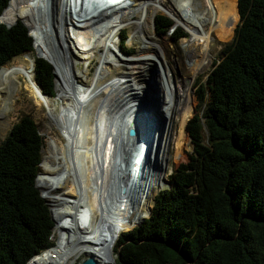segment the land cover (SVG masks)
Masks as SVG:
<instances>
[{"label": "bare ground", "instance_id": "obj_1", "mask_svg": "<svg viewBox=\"0 0 264 264\" xmlns=\"http://www.w3.org/2000/svg\"><path fill=\"white\" fill-rule=\"evenodd\" d=\"M136 1L98 0V4L93 5L94 0H10L0 15L2 25L11 27L20 21L27 27L33 38L34 55L53 66L57 76L56 96L51 99L34 84L33 60L27 55L24 56L26 66L11 65L0 69L1 77H22L25 90L28 89L36 105L50 110L48 128L43 136L40 135L35 184L55 223L53 231L57 235V251L65 258L63 264H71L68 260L78 255L92 257L98 264H107L112 260L111 250L118 235L149 217L152 200H147L165 185V179H161L164 167L171 165L170 176L180 177L185 163L183 150L189 139L187 122L194 102V78L211 61L212 43L231 39L239 20L238 0H173L174 4L169 6H164L163 0H144L145 3L135 8ZM148 8H152L153 13L163 9L175 25L183 27L187 33L179 41L180 52L186 55V60L181 61L178 56V64L187 77L178 89L166 65V44L154 41L155 44H150L143 39L135 56L118 58L122 71L117 72L109 83H104L101 65L116 66L113 59L117 60V55L113 51L117 31L137 12H140L137 32L147 30L148 16L144 9ZM67 31H70V37ZM72 48L84 61L90 59L87 55L99 54V66L89 87L84 88L85 84H81L77 89L74 86L80 79L72 68V63L77 64V61L71 62L69 57ZM151 64L159 67L154 79L159 84L165 122L163 125L155 123L153 133L150 130L142 134L143 120H139L136 127L138 116L135 113L141 107L143 96L137 95H145L148 89L136 81ZM98 99L101 102L94 115L93 144L86 148L83 136L88 133L87 129L75 127L74 123L80 113H85L81 108H93ZM86 115L83 119L89 123ZM111 118L117 123L114 133L109 128ZM128 131L145 135L143 145L148 143L134 157V169L129 178V150L136 148L138 138L129 135ZM50 133H55V137ZM169 145L173 149L170 158L167 156ZM126 148L129 149L126 151ZM144 150L151 152L149 163L145 162L147 153H143ZM78 153L81 160L75 163ZM154 153L156 162L153 161ZM86 163L90 170L87 177L92 195L90 204L81 196L84 188L79 185L74 171L75 167L85 169ZM115 172L117 178L113 189L110 181ZM105 197L110 201L106 206L103 204Z\"/></svg>", "mask_w": 264, "mask_h": 264}, {"label": "trees", "instance_id": "obj_2", "mask_svg": "<svg viewBox=\"0 0 264 264\" xmlns=\"http://www.w3.org/2000/svg\"><path fill=\"white\" fill-rule=\"evenodd\" d=\"M9 1L0 0V15ZM238 7L233 42L196 94L188 163L149 217L119 236L115 264H264V0ZM170 26L155 19L156 32ZM31 51L24 25L0 24V69ZM33 80L53 96L42 59ZM40 145L26 116L0 140V264H25L49 246L53 221L34 187Z\"/></svg>", "mask_w": 264, "mask_h": 264}, {"label": "rangeland", "instance_id": "obj_3", "mask_svg": "<svg viewBox=\"0 0 264 264\" xmlns=\"http://www.w3.org/2000/svg\"><path fill=\"white\" fill-rule=\"evenodd\" d=\"M146 1H148V0H146ZM50 2H52V0H50ZM145 2H144V0H142V2H140L139 0L136 1L135 2V4H136L135 8L140 7V3H145ZM93 4L96 5L95 1L93 2ZM169 4L173 5L174 4L173 0H163L164 6H169ZM144 10L147 11L146 15L148 16V24H147L148 28H147V30H141V32H139V33L137 32L136 26H137V21L139 19V15H140V12L139 13L137 12V14L134 15L131 19H128L126 22H124L121 25L120 30L117 31L115 39H114L115 40V47H114V51H113L117 55V56H115L117 58V60L113 59L114 60L113 62H115L114 64L116 66L110 65V64L109 65H101V68L103 69V71L105 73L104 83H109V81H111V79L113 78V76L117 72L122 71L120 66H118V64H119L118 58H119V60L122 59V57L120 58L121 55L124 57L135 56L138 53V47L142 44V41L144 39L146 42H148L150 44H155L154 42H157L160 44H166L165 46L168 47L166 57H165L166 65L168 67V70H170V72L172 74L171 78L173 79L175 86H177L179 89L180 84H182L183 79L185 77H187L186 75H184L185 72H183L181 70V68L178 64V56L181 59V61L186 60V55L182 54L180 52L179 41L182 40L187 35V33L185 32L183 27L176 26L174 21L172 19H170V17H168L165 14V11L163 9H161L157 13H153L152 8L150 10H149V8L144 9ZM159 17H163V18H165L171 22V26L165 32H164V30H160V31H158L160 33H158L155 30L156 29L155 28V19L159 18ZM17 22H20V21H16V23ZM238 22H239V20H238ZM20 23L22 25H24L22 22H20ZM25 28L27 29L26 26H25ZM27 31H28V29H27ZM67 34L69 35V37L71 36L70 31H67ZM30 37L32 38V36H30ZM233 39H234V31H233L231 39H229L228 41L221 42V43L220 42L219 43L218 42L212 43L211 49H210V56L212 59L202 71L197 73V75L194 78V82L192 84V90H193L192 95H193V101L194 102H193V107H192V114H191V117L189 118V120L196 114V111H197V108H196L197 107V96H196V94L200 93L199 90H202V91L205 90L204 88L206 86L208 76L210 75V73L214 69V66L217 65V63L219 62V59L222 58L223 51L231 45V43L233 42ZM64 44H65L64 47L67 48L65 42H64ZM66 53L69 55L67 50H66ZM72 53H73L74 57L71 56ZM26 55H27V58H29V60H33V59L37 58L34 55V52L31 51L30 53H27V54H24L22 56L14 58L9 63L5 64L1 69H4V68L7 69L11 65H25L26 66L27 62H25V60H24L25 59L24 56H26ZM71 55H69L71 62H72V60L77 61V64L72 63V65H73L72 68L75 71V73L77 72V74L79 75L78 77L80 79L74 84L75 88H77V89L81 88L80 87V86H82L81 84H83V85L85 84L84 86H82L84 88L89 87L94 82L95 70L99 66V54L93 53L90 56L87 55V57L90 58L89 59L90 62H88L89 60L84 61L82 59L81 55L78 54V52L74 48H72ZM162 66H164V64H162ZM51 68H52V74L54 77V80H53V83H54L53 96H47V95H44V93H43V95L45 97L54 99L56 96V88H57L56 85L58 84V82L56 79L57 76L55 75L53 66H51ZM158 69H159L158 66L155 67L154 65L151 64L149 67H147L144 75L137 79L136 83L140 86H144L145 88L146 87L149 88V86H147V83L149 84V82L152 79H154V77L156 76V73H157L156 70H158ZM32 72H33V67H32ZM32 78H33V76H32ZM33 82H34V80H33ZM15 87H17L16 91H15ZM36 87L39 90H41L37 85H36ZM25 89H26L25 88V81L22 77H17V76L1 77L0 76V140H3L8 135L12 126L14 124H16L22 117H25V116L29 117L32 120V122L34 123V125L37 128L39 135L43 136V134H45L44 131L48 128L49 121L47 118V114H50V110L44 109L43 107L36 105L35 101L31 97V95L29 94L28 89L27 90H25ZM143 94L138 93L137 97L138 96L142 97ZM99 102H101L100 99H98L97 103L92 105L93 108L86 107V106L82 107L81 111H85V113H80L79 118L75 119V121L77 120V122L74 123L75 127L76 126H80V127L82 126L85 129H87L88 133L83 136V142H84L83 146L86 148L92 147V144H93L92 140H91V138L93 137L92 128H93V124H94V115L97 113V110H98V107L100 104ZM90 105H87V106H90ZM51 109L53 111L55 110L53 108H51ZM85 115L88 118V120L90 121L89 123H86V121L83 119V117ZM117 116L118 115H115L114 117H117ZM189 120H188V122H189ZM188 122H187V124H188ZM158 123L160 125H162V123L160 121H158ZM109 128H110L111 133L115 132V130L117 128V123H115V119L111 118V124H110ZM50 134L52 137H55L54 136L55 133L54 134L50 133ZM134 136L136 138L138 137V135H136L135 132H134ZM188 137H189V135H188ZM203 137H204V135H203ZM173 138H174V136L172 137L171 142H172ZM61 141H62V139L60 140V143H61ZM127 149H129V148H126V151H127ZM192 149H193V146L191 144V139L189 137L188 143H187L185 149L183 150L185 152V157H184L185 163L183 162L184 164L188 163V156L192 153ZM172 153H173V149H171V147L169 145L168 152H167L168 158L171 157ZM79 159L81 160V154L78 153V155L75 156V163L78 162ZM84 167H85V169L75 167L74 171H75V175L79 178L78 179L79 185H83V188H84L83 190L81 189L82 190L81 196L83 198L85 197L86 202L88 204H90L92 202V195H91V191H90V180L87 179V177L90 176V170H89V165L87 163H86V166H84ZM171 169H172L171 165H169L167 168L164 167L163 174H162L163 177L161 179H165V185H163V188L160 189L152 197V199L149 197L147 200L148 202H149V200H152V204H153V199L159 193L169 191L174 186V183L172 182V177L170 176V170ZM85 174H86V178H84ZM116 178H117V175L115 172L114 179H111V181H110V182H112L110 184V186L113 189L115 188L114 184L116 183V181H115ZM119 185H120V183H119ZM77 198H79V196H77ZM80 200H82V199H80ZM45 204H46V202H45ZM103 204H104V206L110 204L109 197H105V201H103ZM152 204H151V208H152ZM91 213H93L92 210H91ZM137 226L138 225L132 227L131 229H133ZM131 229L125 230L122 233H125L126 231H129ZM119 235H121V234H119ZM119 235L116 238V241L112 246V250H111L112 251L111 252L112 253L111 259L112 260L109 261L107 264H115L116 254L114 253V250H115L114 248H115V244L119 238ZM53 242L55 244L57 243V235L56 234H54V236H53ZM86 258H87V256H85V255H79L78 260L82 261ZM74 262L75 261H72V264H76V262L75 263Z\"/></svg>", "mask_w": 264, "mask_h": 264}, {"label": "water", "instance_id": "obj_4", "mask_svg": "<svg viewBox=\"0 0 264 264\" xmlns=\"http://www.w3.org/2000/svg\"><path fill=\"white\" fill-rule=\"evenodd\" d=\"M6 27L10 28V26H6ZM147 86H149V88H147L148 89L147 93L145 95H143V97L141 99L142 100L140 102L141 107L138 109V111L136 110L137 112L135 113V115L138 116V118H135L136 127L138 125V121L143 120L141 123L142 127H140L141 125L139 126L140 129L142 130V131H140L142 134H143V132L145 133L146 131H150V130H152V133H153L155 123L160 121L163 125L165 122L164 116L161 112V98H160L161 95H160L159 84L157 83V81L155 79H152L149 82V84L147 83ZM140 122H139V124H140ZM128 133H129V135H132V137H135L134 133H132V131H128ZM136 135H138V134H136ZM137 138L138 139L136 142V148L129 150L131 152V158L129 160V170L127 173L128 178L131 177L132 171L134 169V164H132L134 157H136V155L141 153L143 150V147H145L148 144L147 142H145V145H143V142L145 141V135L141 136V134H140V135H138ZM145 151L147 153L145 156V162L149 163L150 162V155L149 154L151 152H150V150H144L143 153H145ZM153 159H154L153 161L156 162L157 158H156L155 153L153 155ZM130 164H131V167H130ZM35 181H36V179H35ZM34 187H35V189H37L36 184ZM37 193L39 194L38 190H37ZM39 196H41V195L39 194ZM51 219H52V216H51ZM52 221H53V219H52ZM79 264H98V263H97V261L94 260V258L88 257V258L84 259L82 262H80Z\"/></svg>", "mask_w": 264, "mask_h": 264}, {"label": "built area", "instance_id": "obj_5", "mask_svg": "<svg viewBox=\"0 0 264 264\" xmlns=\"http://www.w3.org/2000/svg\"><path fill=\"white\" fill-rule=\"evenodd\" d=\"M59 245L56 243L54 247H52L47 252L43 253L39 257L34 258L28 264H63L65 258L62 253L57 251Z\"/></svg>", "mask_w": 264, "mask_h": 264}, {"label": "clouds", "instance_id": "obj_6", "mask_svg": "<svg viewBox=\"0 0 264 264\" xmlns=\"http://www.w3.org/2000/svg\"><path fill=\"white\" fill-rule=\"evenodd\" d=\"M95 1V4L97 5V3H98V0H94ZM94 5V4H93ZM28 35H29V33H28ZM29 37H30V35H29ZM31 38V37H30ZM32 39V38H31ZM32 50H33V39H32ZM36 59H38V58H36ZM39 59H41V58H39ZM34 60V59H33ZM43 60V59H42ZM132 163V162H131ZM132 164H134V160H133V163ZM130 167H131V164H130ZM132 173H133V171H132ZM35 179H36V177H35ZM34 186H35V183H34ZM37 190V189H36ZM39 195V194H38ZM41 197V196H40ZM42 198V197H41ZM48 210H49V207H48ZM49 212H50V210H49ZM150 214V213H149ZM50 216H51V212H50ZM54 227H55V223L53 222V228H52V230H51V234H50V237H49V246L46 248V249H44V250H42L40 253H38L37 255H34L33 257H31L25 264H28L29 262H31L34 258H36V257H39L40 255H42L43 253H45V252H47L48 250H50L52 247H54V245H55V243L53 242V236H54V231H53V229H54ZM132 230V229H131ZM53 231V232H52ZM130 231V230H129ZM126 232H128V231H126ZM64 236L65 237H67L68 236V234L67 233H64ZM120 236V235H119ZM78 258H79V255L78 256H76V257H74V258H70L68 261H71V264H72V261H75L76 262V264H79L80 262H82V261H79L78 260ZM88 258V257H87ZM74 262V263H75Z\"/></svg>", "mask_w": 264, "mask_h": 264}]
</instances>
